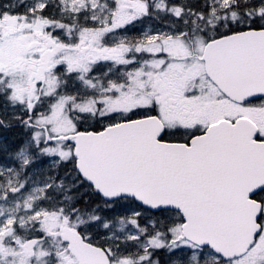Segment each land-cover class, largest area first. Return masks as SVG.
<instances>
[{
  "label": "snow or ice",
  "instance_id": "1",
  "mask_svg": "<svg viewBox=\"0 0 264 264\" xmlns=\"http://www.w3.org/2000/svg\"><path fill=\"white\" fill-rule=\"evenodd\" d=\"M0 264H264V0H0Z\"/></svg>",
  "mask_w": 264,
  "mask_h": 264
}]
</instances>
